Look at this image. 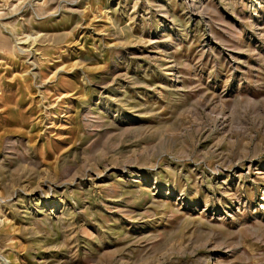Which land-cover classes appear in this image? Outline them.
<instances>
[{
	"label": "rangeland",
	"instance_id": "1",
	"mask_svg": "<svg viewBox=\"0 0 264 264\" xmlns=\"http://www.w3.org/2000/svg\"><path fill=\"white\" fill-rule=\"evenodd\" d=\"M0 264H264V0H0Z\"/></svg>",
	"mask_w": 264,
	"mask_h": 264
}]
</instances>
